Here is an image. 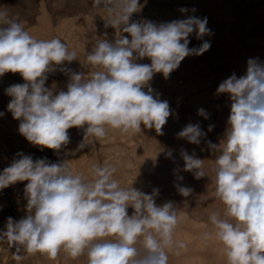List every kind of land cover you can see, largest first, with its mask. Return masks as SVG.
<instances>
[{"label": "clouds", "instance_id": "obj_1", "mask_svg": "<svg viewBox=\"0 0 264 264\" xmlns=\"http://www.w3.org/2000/svg\"><path fill=\"white\" fill-rule=\"evenodd\" d=\"M93 6L106 13L104 28L119 29L121 35L97 40L87 52L88 79L70 67L74 61L81 64L74 49L58 37L37 39L0 6V77L19 74L24 81L4 89L10 97L7 111L19 122V135L41 150L66 149L72 128L83 132L74 151L88 147L89 138L105 139L109 130L139 134L154 129L164 135L174 110L151 87L154 76L168 79L186 57L211 48L204 38L214 33L195 8L181 7L182 19L157 22L133 19L144 7L141 0H93ZM193 37L202 41L199 46L189 47ZM145 59L150 63L141 62ZM57 71L67 77L65 88L47 86ZM215 95H227L230 101L220 142L207 140L199 122H189L176 136L194 145L204 141L215 156V196L224 213H213L209 221L227 264H264V61L248 58L244 74L233 72ZM197 115L210 117L204 108ZM173 151L164 154L175 161ZM179 156L183 168L174 169V187L188 198L193 189L179 183V172H190L197 180L207 177L204 159L183 148ZM116 171L113 165L94 164L92 179H86L72 171L67 159L51 162L17 152L0 171V190L27 182L26 215L19 220L9 216L0 241L15 248L17 262L24 259L22 253L55 260L63 251L73 259L86 255L87 264H168L169 251L178 255L186 247L174 239L179 207L171 200L157 204L158 188L148 193L134 182L121 187Z\"/></svg>", "mask_w": 264, "mask_h": 264}, {"label": "rangeland", "instance_id": "obj_2", "mask_svg": "<svg viewBox=\"0 0 264 264\" xmlns=\"http://www.w3.org/2000/svg\"><path fill=\"white\" fill-rule=\"evenodd\" d=\"M144 4L133 19L146 18L153 21H171L184 18L178 11L181 7L195 8V15L207 17L208 27L213 36L204 39L211 41V48L201 56L186 57L179 68L168 79L156 74L151 87L167 100L174 110L163 128L164 135L155 130L145 129L143 133L121 134L118 130H109L103 140L89 138V146L82 151H74L83 139L80 129H69L71 143L66 149L54 153L47 148L41 150L29 144L18 133L19 122L7 111L10 97L4 89L14 83H23L19 74L7 73L0 77V171L7 167L17 152L30 154L34 159L46 157L51 162L68 160L74 173H83L86 179H92L94 164L113 165L117 168L114 179L121 187H134L150 193L158 188L157 204L174 201L179 207L180 223L174 239L182 241L186 247L169 251L168 264H227L223 246L216 241L214 228L209 221L213 213H224V205L215 196V173L212 171L215 156L208 150L207 144L188 143L178 139L176 133L188 124L199 122L207 133L206 139L219 143L223 138L230 101L227 95H215L218 84L233 72L237 76L244 74L248 58L259 57L264 61V0H141ZM0 6L6 7L10 14L18 17L24 28L37 39L58 37L70 50L77 52L81 64L74 61L70 67L83 71L85 79L90 77L86 55L100 39L114 40L121 35L119 29L104 28L106 13L93 6V0H0ZM105 32L107 36L105 37ZM126 35V34H125ZM202 41L191 38L189 47H196ZM142 63H150L147 59ZM47 86L56 84L65 88L67 77L57 71L49 75ZM204 108L209 119L197 115ZM214 125L208 132V126ZM181 148L190 154L204 159V171L207 177L195 179L190 172H179L184 186L191 187L193 193L188 198L181 196L174 184V169L183 168L179 156ZM172 149L175 161L165 157L164 151ZM27 182L11 185L0 190V229L11 216L19 220L26 215L24 187ZM129 214L132 209H128ZM209 233L207 239L204 233ZM15 248L0 241V264H87L86 255L73 259L61 251L55 260L37 253H22L24 259L17 262L13 258Z\"/></svg>", "mask_w": 264, "mask_h": 264}]
</instances>
